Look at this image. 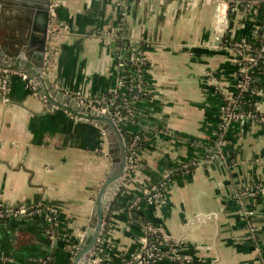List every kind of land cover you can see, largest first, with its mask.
<instances>
[{"label":"crops","instance_id":"crops-1","mask_svg":"<svg viewBox=\"0 0 264 264\" xmlns=\"http://www.w3.org/2000/svg\"><path fill=\"white\" fill-rule=\"evenodd\" d=\"M21 1L0 0V61L36 72L47 60L41 92L61 108L19 78L3 97L0 78V202L38 209L0 220L4 264H75L90 246L95 264H132L146 224L171 238L156 264L264 261V125L226 124L220 91L237 90L231 41L254 36L263 0L235 1L220 43L214 18L227 0H52L43 48L42 33L29 28L34 8ZM120 40L140 45L149 80V98L135 103L147 145L125 185L131 208L149 183L169 182L163 200L138 207L140 219L120 209L107 223L104 211L94 243L93 217L126 149L112 123L77 120L66 110L84 111L78 93L90 100L116 87L117 54L126 50ZM255 106L264 113V78Z\"/></svg>","mask_w":264,"mask_h":264},{"label":"built area","instance_id":"built-area-1","mask_svg":"<svg viewBox=\"0 0 264 264\" xmlns=\"http://www.w3.org/2000/svg\"><path fill=\"white\" fill-rule=\"evenodd\" d=\"M238 1V0H234ZM247 2V6H251L259 1L257 0H245ZM262 1V0H260ZM264 2V0H263ZM226 3H219L216 9L215 18H214V25L213 31L215 34L218 32L225 33L229 27V11H230V0H227ZM225 7L224 15L226 17L225 25L220 30L218 29L217 23V16L221 13L222 8ZM234 8V7H233ZM253 34L256 39L261 37L262 45L258 48L257 52H250L252 51V42H254L253 37L249 39H244L241 41L236 42L234 45L231 44L232 48H234L236 60L239 65V72H238V83H237V90L235 93L230 95L225 91V89H220L221 92L226 94L225 104L223 106V112L225 116L226 124H230L234 121L238 122H245L247 120H254L255 122L264 125V113L258 111L257 107L255 106V110H251L250 107H241V100L248 98V96H255L259 91L260 88L255 86L256 82L253 80V68L259 64L261 60H264V25L258 24L253 28ZM252 41V42H251ZM131 49V53L128 56L132 64L137 66L138 72H143L145 64L147 63L145 54L141 49L140 45L135 43L129 46ZM125 54H121L119 56V61L117 62V67L120 70L122 67L125 66L126 60L124 59ZM49 65L47 60H45L42 69L37 70L36 72H30L26 69L13 66L8 63H4L0 61V78H1V90L3 97H6L9 89L11 81L15 78H19L26 82L27 86L33 91L34 94L40 95V97L45 101L49 102L52 96L48 93L41 92V88L44 85V81L49 80ZM124 86V78L119 76L118 83L115 88L111 89L109 95L105 97H93L90 100H83L80 97V93H78V101L79 105L84 108L82 112H76L74 110H66L73 118L77 120H84L88 122H94L96 124H105V123H112L116 129V132L120 135L122 142L124 143L126 149V159L121 170V174L115 180H113L114 189H111L112 186L106 187L107 189L103 192V199L107 200L104 204V211H107L109 202L112 200L114 195L118 192L121 186H125L132 177V172L135 171L138 167V161L136 156H138L137 152L135 151L134 147L136 145L137 139H133L132 142H127L125 137L121 132V128L119 123L127 119V116L123 114V110H126L128 113L133 112V108L127 103L121 105L117 102V98L119 96V91ZM137 89L139 92L144 91V85L141 78L136 84ZM245 93L248 96H242ZM250 93V94H249ZM241 96V97H240ZM246 104L248 100H246ZM50 106L52 109L61 108L57 104H51ZM245 108V109H242ZM87 110H89L92 114H87ZM98 116V117H96ZM100 116V117H99ZM219 155V154H216ZM109 180V179H108ZM264 187L258 186V191H263ZM152 190L155 193L152 194ZM145 195L147 196V202L153 203L155 201L163 200L162 194L159 192V187L154 185L151 188H145ZM253 192L254 195L256 192ZM38 209L32 206H28L25 204L19 205H9L0 202V220L8 219L13 216L19 215H29L33 216L37 213ZM251 214V212H250ZM146 235L141 238L139 242V251L135 255L134 262L138 261L137 264H156L158 259H160L163 255V251L161 249V244L163 241H169L171 238L167 235L164 231L152 226V225H145ZM133 262V263H134ZM132 263V264H133ZM39 264H46L44 260H41ZM131 264V263H130ZM260 264H264L262 261Z\"/></svg>","mask_w":264,"mask_h":264},{"label":"trees","instance_id":"trees-1","mask_svg":"<svg viewBox=\"0 0 264 264\" xmlns=\"http://www.w3.org/2000/svg\"><path fill=\"white\" fill-rule=\"evenodd\" d=\"M235 1L234 0H230V9L232 10V8L234 7ZM264 5V3H263ZM262 5V6H263ZM230 10V11H231ZM232 12V11H231ZM257 23V21H255V24ZM264 25V22L261 24ZM254 39H256L253 36ZM228 39V38H226ZM262 38L259 37L258 39L254 40V42H252V51L250 52H257L258 48H260V46L263 44ZM228 41V40H227ZM237 41H231V44H235ZM120 46H125L126 45V40H120L119 41ZM226 45V44H225ZM232 45V46H233ZM142 49V48H141ZM125 55H124V59L126 60V64L124 67H122L119 70V76H122L124 78V86L122 87V89H120L119 91V96L117 98V102L120 103L121 105H124L125 103L129 104L131 106V108H133V112L132 113H128L126 110H123V114H125L127 116V119L124 121H121L119 123V126L121 128V132L123 134V136L125 137V139L127 140V142H132L133 139H137L136 141V145L134 147L135 151L137 152V154L139 153V151L143 150L147 143H146V133L147 130L144 129L143 127L140 126V114L138 112V110L136 109L135 103L149 98V94L146 91L148 85H149V80L147 78V72H146V68H147V63L145 64V67L143 69V72H138L137 71V66L135 64H132L130 59H128L129 54L131 53V49L129 47V44L126 45V50L124 51ZM122 54V53H121ZM120 53L117 54V62L119 61V56L121 55ZM253 80L254 82H256L255 86H257L258 88H260L261 85V80L262 78H264V60H261L259 62V64L257 66H255L253 68ZM139 78L142 79L143 81V85H144V91L139 92V90L136 87L137 82L139 81ZM250 94V93H249ZM109 95V93L107 94V96ZM242 96H248L247 93H245L244 95L242 94ZM241 97V96H240ZM246 100H248L249 104H246ZM241 107H250L251 110H255V96H248V98L241 100ZM245 109V108H242ZM98 117V116H96ZM100 117V116H99ZM135 128H137V130H135ZM137 161L139 163V158L138 156H136ZM135 171L132 172V174H134ZM172 178V177H170ZM169 180L168 178H158V181H154L148 184V188H151L152 186L156 185L159 187V192L162 194V197L165 196V186L166 184H168ZM155 193L154 190H152V194ZM146 195L143 198L142 202H138L137 204L139 206H141L143 203H147V199H146ZM136 204V205H137ZM133 205V196L132 193H130L127 189L126 186H121L118 190V192L116 193V195H114V197L112 198V200L109 202V206L106 212H104L105 214V221L108 223L109 218L111 216V214L114 211L117 210H126V211H131L135 213V218L140 219L138 210H139V206L135 207V208H131ZM104 214H103V218H104ZM107 227V226H106ZM105 227V229H106ZM0 264H4V262L0 259Z\"/></svg>","mask_w":264,"mask_h":264},{"label":"water","instance_id":"water-1","mask_svg":"<svg viewBox=\"0 0 264 264\" xmlns=\"http://www.w3.org/2000/svg\"><path fill=\"white\" fill-rule=\"evenodd\" d=\"M51 1L52 0H24V1L22 0L20 2V5L26 8H34V14L31 12V14L34 15V20H33L32 25L29 26V28L31 29L33 27L38 32L42 33V37L40 40V44L42 48L43 46L46 45V42H47V36H48L47 30L49 27L48 25H49V18H50V8H51V3H52ZM31 14L29 16H31ZM224 35L225 33L220 34V35L215 34L216 43H220V40L224 37ZM112 45L115 47V42H112ZM120 174L121 172H119L118 174H111L106 186L107 187L112 186L111 189H114L113 180L119 177ZM106 186L104 187L105 188L104 191L106 190ZM106 202L107 200L101 198L99 202L100 203L99 208H98L99 211L97 210L95 216L93 217L92 225L95 227L94 243L96 239L98 238L100 231H101V226H102V221H103V212H104L103 203H106ZM91 250H92L91 246L85 249L81 253V255L78 257L75 264H95L94 259L90 255ZM82 258L83 260H81ZM137 263L138 261L134 262L133 264H137Z\"/></svg>","mask_w":264,"mask_h":264},{"label":"bare ground","instance_id":"bare-ground-1","mask_svg":"<svg viewBox=\"0 0 264 264\" xmlns=\"http://www.w3.org/2000/svg\"><path fill=\"white\" fill-rule=\"evenodd\" d=\"M225 21H226V17L223 16L222 14H219L217 16L218 29L221 30L223 28V26L225 25ZM217 34L220 35L222 34V32H218Z\"/></svg>","mask_w":264,"mask_h":264},{"label":"rangeland","instance_id":"rangeland-1","mask_svg":"<svg viewBox=\"0 0 264 264\" xmlns=\"http://www.w3.org/2000/svg\"><path fill=\"white\" fill-rule=\"evenodd\" d=\"M231 10V9H230ZM230 13H232L231 11H229V16H230Z\"/></svg>","mask_w":264,"mask_h":264}]
</instances>
